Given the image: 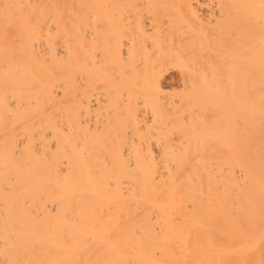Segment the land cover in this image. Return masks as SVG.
Returning a JSON list of instances; mask_svg holds the SVG:
<instances>
[{"label": "bare ground", "instance_id": "bare-ground-1", "mask_svg": "<svg viewBox=\"0 0 264 264\" xmlns=\"http://www.w3.org/2000/svg\"><path fill=\"white\" fill-rule=\"evenodd\" d=\"M0 264H264V0H0Z\"/></svg>", "mask_w": 264, "mask_h": 264}, {"label": "rangeland", "instance_id": "rangeland-1", "mask_svg": "<svg viewBox=\"0 0 264 264\" xmlns=\"http://www.w3.org/2000/svg\"><path fill=\"white\" fill-rule=\"evenodd\" d=\"M174 76H176L175 75V72L174 71H169L167 74H166V83H167V86L169 85V86H172V87H174L173 85H176L175 83V79H173V78H175Z\"/></svg>", "mask_w": 264, "mask_h": 264}]
</instances>
